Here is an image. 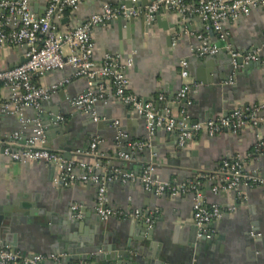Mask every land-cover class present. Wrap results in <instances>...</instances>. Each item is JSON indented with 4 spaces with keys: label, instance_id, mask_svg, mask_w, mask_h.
<instances>
[{
    "label": "crops",
    "instance_id": "0c3cea01",
    "mask_svg": "<svg viewBox=\"0 0 264 264\" xmlns=\"http://www.w3.org/2000/svg\"><path fill=\"white\" fill-rule=\"evenodd\" d=\"M48 2L49 0H31V12L40 16ZM127 2L131 0H86L75 10L64 9L59 25L62 26V31L71 30L83 24L92 14L100 12L104 3L119 7L126 6ZM137 8L141 13L142 8ZM164 10L160 19L166 23L167 30L162 25L159 28L155 24L149 30L145 43L142 40L140 15L135 18L138 21L130 26V34L134 36L133 43L127 39L124 27L120 36L118 25L113 22L94 28V61L100 63L106 56L131 54L134 64L126 72L129 91L146 102L155 101L159 95L171 102L182 84H196L197 87H192L189 92L190 104L185 110L190 123L226 116L237 108L264 107L263 64L254 62L243 65L237 72L226 75L228 62L224 52L226 47H231L247 53L263 45L264 9H256L248 16L224 23L223 29L228 33L225 41H221L216 32L210 33L207 24L199 17L189 16L182 20L177 14ZM198 35L207 37L211 44L219 48L220 58L205 64L195 62L188 72L194 77L181 80L179 62L193 57L192 49L200 44L196 37ZM23 54L24 48L0 49V70L22 63ZM71 74L72 71L65 68L50 72L43 78L33 77L32 82L46 87L70 78ZM233 74V83L228 84ZM102 83L107 88L108 98L105 102L98 101L95 104L97 121L72 109L68 104L70 99L87 91L89 86L85 79L71 80L42 103L39 113L28 109L24 116L29 119L38 117L45 128L47 147H70L72 160L91 163V159L79 157L75 151L86 149L94 138L102 140V151L111 157L117 146L115 138L118 130L126 136L120 143V149L128 152L129 142L148 139L145 121L133 113L130 107L111 96L108 82ZM8 96V90L0 86V101L6 100ZM173 111L178 115L179 108L175 106ZM53 117L56 118V124L57 118H62L58 122L62 125L61 134L52 123ZM258 117L260 124L256 128H246L238 134L223 132L216 137L200 135L182 148L177 145L176 133L160 129L150 138L151 147L134 153L131 162H111L124 171L135 173H140L146 164H154L156 176L160 180L182 182L199 173L214 171L223 160L235 154L253 153L256 144L264 142V108ZM115 121L119 122L118 128L113 125ZM31 128L32 125L20 126L13 115L0 116L1 137L16 131L25 137L30 134ZM247 169L264 178V150L254 153L248 161ZM53 178V168L44 163L19 164L0 154V221L7 225L2 229L18 246L16 250L27 255H65L60 264H71L77 262L69 260L72 258L68 252L71 242L83 248L82 240L94 236L99 228L102 232L112 233L113 239L119 230L127 232L129 227L135 225L116 219L101 222L94 209L97 193L94 185L78 183L65 187L55 184ZM210 185L204 183L201 186L203 200L217 204L222 216L206 228L211 232L210 239H213V243L202 245L197 255H191V263L264 264V190H249L247 201L241 204L232 194H212ZM106 194L108 205L113 209H137L144 214H155L154 223L150 226H155L154 238L141 243V247L144 244L151 247H142L143 258L147 255L152 257L157 250L166 264H184L189 256L190 240L199 238L192 220L191 195L156 197L144 192L136 183L122 184L118 181L107 185ZM72 205L80 207L81 219H75L71 215ZM73 220L79 221L81 226L74 224ZM99 222L101 224L98 227ZM251 232L260 236L253 238L250 236ZM125 255L135 254L125 251ZM89 258L88 255H81L82 261L108 264Z\"/></svg>",
    "mask_w": 264,
    "mask_h": 264
},
{
    "label": "built area",
    "instance_id": "2783aa9c",
    "mask_svg": "<svg viewBox=\"0 0 264 264\" xmlns=\"http://www.w3.org/2000/svg\"><path fill=\"white\" fill-rule=\"evenodd\" d=\"M85 1L49 0L44 12L35 16L31 12V0H0V49L24 48V62L0 70V86L9 92L8 98L0 101V116L13 115L22 127L32 125L28 136L23 137L18 131L8 136H0V154L19 164L40 162L50 166L54 170L55 184L65 187L78 183L94 185L97 188L94 209L101 222L116 219L121 222H139L149 227L154 223L153 213L144 214L137 209L111 208L106 194V187L111 182L136 183L144 192L152 193L156 197L175 198L191 195L192 220L200 233L198 236L210 238L211 232L206 228L220 219L222 212L217 204L203 200L201 186L210 183L212 194H232L241 204H245L249 190H264V178L247 169L248 161L254 153L264 150L263 141L256 144L253 153L235 154L223 160L214 171L199 173L178 183L160 180L156 176L154 164H146L140 173H135L124 171L111 161L131 162L134 153L151 147L150 138L157 128L167 133H176L177 145L180 148L200 135L216 137L223 132L238 134L246 128H256L260 124L258 116L264 107L237 108L226 116L192 124L185 109L180 106L192 87H197L196 84H182L171 102L166 101L163 95H159L153 102L141 100L129 91V81L126 77V72L134 64L133 56L117 54L106 56L100 63L95 62V42L92 34L94 28L105 26L118 18H138L140 10L135 6L113 7L104 3L101 11L92 14L83 24L62 31V26L59 25L62 11L75 10ZM137 2L138 0H131L133 4ZM161 8L174 12L182 20L189 16L199 17L207 24L209 31L216 32L219 39L225 41L228 33L222 25L248 16L256 9H264V0H157L144 8L146 24L155 21L154 14ZM196 37L200 44L192 49L193 57L205 58L215 56L219 52V48L211 44L207 37ZM226 49L232 58L234 69L254 62H261L264 66V57L261 58L264 43L261 48L247 53L233 50L231 47ZM237 60H240L241 64H238ZM65 68L72 71L70 78L46 87L37 86L32 82L33 77L43 78L50 72ZM179 69L181 80L187 79L185 60L179 62ZM77 79H85L89 87L85 93L68 101L72 109L97 121L94 107L98 101L107 100V88L102 82H108L111 96L144 118L148 139L129 142L128 152H125L120 149V143L126 136L118 130L115 138L117 146L110 157L101 149L102 140L94 138L86 149L75 151L77 156L91 159V163L66 160L62 152L49 149L41 120L38 117L26 118L24 112L32 109L39 113L43 102L48 101L62 86ZM233 80L234 74L228 84H232ZM189 104L188 100L186 105ZM175 106L179 108L178 115L174 114ZM57 121L61 122L62 118L58 117ZM113 125L118 128L119 122L115 121ZM70 209L75 219L82 218L78 205H72ZM250 236L254 238L260 235L251 232ZM64 259L65 255H27L8 246L0 247V264H60ZM71 264L93 263L81 260Z\"/></svg>",
    "mask_w": 264,
    "mask_h": 264
},
{
    "label": "water",
    "instance_id": "95a60500",
    "mask_svg": "<svg viewBox=\"0 0 264 264\" xmlns=\"http://www.w3.org/2000/svg\"><path fill=\"white\" fill-rule=\"evenodd\" d=\"M157 0H138V2L136 4H133L131 2H127L126 7L130 8V7H140L142 8L141 10V14H140V21L142 23V27H141V34H142V40L143 43L146 42L147 40V34L149 32V30H151L155 24H157V26L159 28H161V25L163 26L164 30H167L166 28V23L161 21L160 16L162 15V13L165 11L163 8L159 9L155 14V21L153 23L150 24H146V19H145V12H144V8L147 6H150L152 3H154ZM172 14H174V12H172ZM138 20L135 18H129L128 20H124L122 18H118L114 21H112L114 24L118 25V31L119 34L121 36L122 33V29L124 27L125 31H126V37L127 39L131 40L133 43L134 40V36H132L130 34V26L132 24H135ZM111 22V23H112ZM124 23V24H123ZM173 26H170V28H172ZM210 33H213L212 30H210ZM264 42V41H263ZM259 47V46H258ZM261 48V46H260ZM233 50H235L234 48H232ZM220 51V50H219ZM122 52V50H120V53ZM226 56H227V62H228V67L226 68V75L231 74L233 72H237L238 69H234L233 65H232V58L231 56L228 54V50L225 49L224 50ZM264 57V51H262L261 54V58ZM219 52L215 55V56H210L209 59L205 58V59H195L194 57L188 58L186 60L187 63V72H189V70H191L192 65L196 64L195 62L201 63V64H205V63H210L212 60H216L219 59ZM24 62V60H23ZM238 64H241L240 60H237ZM13 66H11L10 68H12ZM188 77H194L193 75H189ZM225 78H222V80H224ZM188 101V95L185 99L182 100V104H181V108L187 110L188 106L186 105ZM226 115V114H225ZM56 116H58V114H56ZM55 116V117H56ZM53 117L52 118V123L55 124L56 128H57V132L60 133V130L62 129V125H60L58 122L57 124L56 122V118ZM143 118V117H141ZM144 120V118H143ZM145 121V120H144ZM192 124L197 123L196 121H191ZM100 127V125H98ZM101 128V127H100ZM160 129H155V131H158ZM61 134V133H60ZM90 135V134H89ZM51 150H55V151H60L63 153V156L66 160H70L71 159V152L72 149L68 146H51L50 148ZM155 152V151H154ZM155 160H153L154 162ZM263 177V176H262ZM71 215H73V213L71 212ZM74 224H77L78 226H81V223L77 220H73ZM101 222L98 223V227L100 226ZM131 224H135L133 225V227H129L128 231L125 232V230H119L118 234L116 235V237H114L112 239V233H106V232H102V230L99 228L98 232L95 233L94 236L89 237L88 239H83L82 243L83 248H79V245L74 244V243H70V245L68 246V252L70 253V255L72 256V258H69V260H81V255H88L91 260H98L99 262H106L108 264H166L160 255V251L156 250V253L151 257L150 255L146 258L142 257V253H141V249L142 247L144 248H151L149 244L147 245H143L141 247V243L144 241H151L152 238H154L155 235V226L154 227H149L146 224H140L139 222H131ZM7 225L2 224L0 221V247L3 246H7L10 247L11 249H17L18 246L12 242V240L10 238H8L6 236V231L3 230V227H6ZM138 233V235H137ZM197 235H199L200 233L197 231L196 232ZM80 242V241H79ZM213 243V239L211 240L210 238H206L204 235H202L199 238L196 239H191L189 242L190 245V251L189 252V256L186 257L184 264H192L191 263V255H197L198 251L200 250V247L204 244H212ZM125 251H131L134 252L135 255L132 256H127L125 255Z\"/></svg>",
    "mask_w": 264,
    "mask_h": 264
}]
</instances>
